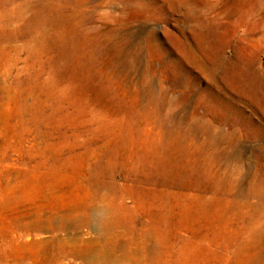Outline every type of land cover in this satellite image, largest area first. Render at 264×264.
Returning a JSON list of instances; mask_svg holds the SVG:
<instances>
[{
  "label": "rangeland",
  "instance_id": "1",
  "mask_svg": "<svg viewBox=\"0 0 264 264\" xmlns=\"http://www.w3.org/2000/svg\"><path fill=\"white\" fill-rule=\"evenodd\" d=\"M32 1L0 0V264H139L172 184L167 264H264V0Z\"/></svg>",
  "mask_w": 264,
  "mask_h": 264
},
{
  "label": "bare ground",
  "instance_id": "2",
  "mask_svg": "<svg viewBox=\"0 0 264 264\" xmlns=\"http://www.w3.org/2000/svg\"><path fill=\"white\" fill-rule=\"evenodd\" d=\"M59 4V1L56 3H49L45 1H41L38 3L33 2L32 0H21V4L17 7H20V10H23L25 7H32V9L35 12H38L40 10L39 7H57ZM36 20L43 24L44 22L47 21V19L42 16L38 15L36 17ZM96 185V184H95ZM103 182H98L97 184V189L100 191L101 189L104 188ZM172 188V191H167V190H162L159 191L151 200H141L139 204L141 205L142 208H146L149 206V208L157 210V213H152L151 216V221L149 223V228L151 229L150 234H144V242L141 244L139 251L140 254L142 255V260L138 262L139 264H167V255H171L172 252L170 251L169 247H166V245H171L172 242H167V234L165 233L164 230V225L169 224L170 220V214L174 212L176 208L171 202V200L174 199H179L181 198L179 194L175 193V190L177 189V186L172 184L170 186ZM100 192H97V196H99ZM105 200H109V197H106ZM111 202V212L118 211L119 215H113L110 220L107 221V228L110 229L112 227L114 228H120L122 226H128L129 228L133 229V225L137 222L136 216L131 213L130 209L125 207V206H115V202L110 199ZM172 203V204H171ZM189 206L193 207L196 205L195 201H189L188 203ZM261 208V207H260ZM116 209V210H115ZM129 216V218H125V215ZM131 214V215H129ZM121 240L120 236H116L109 244L117 243L119 244V241ZM152 243V245H151ZM116 245V246H117ZM153 246V247H152ZM116 247L114 250L110 252H115ZM125 257L127 258H132L135 256V253L132 254L131 252L125 251ZM166 257V258H165ZM128 264V263H126Z\"/></svg>",
  "mask_w": 264,
  "mask_h": 264
}]
</instances>
